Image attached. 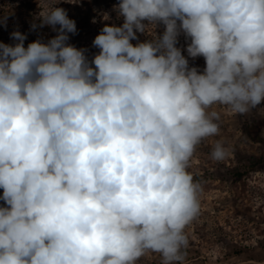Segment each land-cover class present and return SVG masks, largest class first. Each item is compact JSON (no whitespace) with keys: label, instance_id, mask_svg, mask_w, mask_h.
<instances>
[{"label":"clouds","instance_id":"clouds-1","mask_svg":"<svg viewBox=\"0 0 264 264\" xmlns=\"http://www.w3.org/2000/svg\"><path fill=\"white\" fill-rule=\"evenodd\" d=\"M114 11L123 23L104 25L91 61L67 43L76 22L57 6L32 25L55 37L0 42V264H137L147 252L183 264L202 190L189 164L220 133L209 109L264 103V0H120ZM138 32L152 39L133 45ZM227 155L217 140L211 158Z\"/></svg>","mask_w":264,"mask_h":264},{"label":"rangeland","instance_id":"rangeland-1","mask_svg":"<svg viewBox=\"0 0 264 264\" xmlns=\"http://www.w3.org/2000/svg\"><path fill=\"white\" fill-rule=\"evenodd\" d=\"M120 0H0V42L15 44L13 31L27 35L25 47L37 39L47 42L57 32L50 26L32 28L39 14L57 6L76 22L77 32L69 33L67 43L85 49L89 61L99 52L94 38L105 24L121 26L123 17L114 11ZM107 13L110 19L103 20ZM145 23H147L145 21ZM59 28V25L56 26ZM162 35L163 24L154 29ZM151 32V29L149 30ZM133 45L152 39L137 33ZM183 34L178 47L186 48ZM187 57V52L183 51ZM190 66L203 69V57L189 58ZM209 111L220 114V133L204 139L196 148L188 171L201 185L198 216L185 228L188 246L183 264H264V103L245 114L233 113L224 105ZM220 140L228 149L222 161L211 158ZM3 189H0L2 196ZM4 202L0 199V206ZM137 264H161L158 253L147 252Z\"/></svg>","mask_w":264,"mask_h":264}]
</instances>
